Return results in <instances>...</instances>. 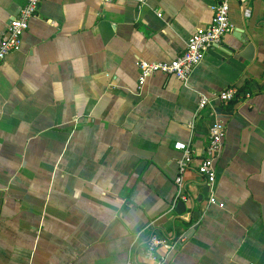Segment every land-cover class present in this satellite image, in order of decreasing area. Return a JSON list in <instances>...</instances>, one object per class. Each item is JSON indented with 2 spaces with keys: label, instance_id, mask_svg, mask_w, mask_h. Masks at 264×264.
Here are the masks:
<instances>
[{
  "label": "crops",
  "instance_id": "crops-1",
  "mask_svg": "<svg viewBox=\"0 0 264 264\" xmlns=\"http://www.w3.org/2000/svg\"><path fill=\"white\" fill-rule=\"evenodd\" d=\"M24 2L0 0V42ZM213 2L40 1L0 65V264H153L151 235L181 238L168 264H264V0H229L232 28L185 81L137 86L138 61L177 57ZM230 86L214 104L222 206L208 205L196 165L212 117L195 110ZM175 142L194 159L183 216Z\"/></svg>",
  "mask_w": 264,
  "mask_h": 264
},
{
  "label": "built area",
  "instance_id": "built-area-1",
  "mask_svg": "<svg viewBox=\"0 0 264 264\" xmlns=\"http://www.w3.org/2000/svg\"><path fill=\"white\" fill-rule=\"evenodd\" d=\"M41 0H25L23 5L17 10L16 14L7 24L6 30L0 42V65L6 55L10 52L19 50L21 46L22 34L28 28L29 19L36 13ZM109 1V0H106ZM144 3L145 0H139ZM245 2L247 0H240ZM211 22L204 28L196 30L187 40L184 50L170 61L148 62L138 61L137 86L142 88L146 78L155 72H162L176 76L185 81L192 70L202 61L206 51L218 46L222 37L232 28L229 20V0H214L212 4ZM237 94V87L230 86L224 90L213 91L211 94L200 93L195 110V117L209 115L212 121L209 124L208 136L205 142L203 152L196 165L197 172L203 177L207 185L208 205L222 206V203L215 195L216 169L215 160L220 155L223 146L224 124L214 118L215 102L226 103L233 100ZM195 123L192 120L190 127ZM174 148L180 150L181 157L178 160V175L175 178L177 186L176 201L187 200L189 193L183 189V174L194 161L192 148L189 143L175 142ZM183 220H192V212L188 211ZM179 216H183L180 214ZM181 240V238H179ZM177 240V239H176ZM171 242L167 237L151 235L145 245V253L153 261V264H168L167 252L172 250L180 240ZM164 248L166 253L159 254L158 248Z\"/></svg>",
  "mask_w": 264,
  "mask_h": 264
},
{
  "label": "water",
  "instance_id": "water-1",
  "mask_svg": "<svg viewBox=\"0 0 264 264\" xmlns=\"http://www.w3.org/2000/svg\"><path fill=\"white\" fill-rule=\"evenodd\" d=\"M187 206H186V204H185V202L184 201H182V200H179L178 202H177V205H176V208H175V212L177 213V214H183V213H185V211L187 210V208H186Z\"/></svg>",
  "mask_w": 264,
  "mask_h": 264
}]
</instances>
